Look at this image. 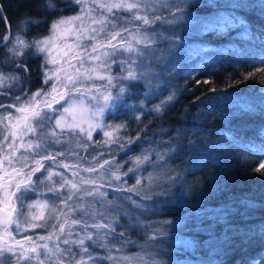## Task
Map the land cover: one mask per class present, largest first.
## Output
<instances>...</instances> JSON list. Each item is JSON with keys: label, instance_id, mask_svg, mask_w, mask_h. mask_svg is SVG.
Listing matches in <instances>:
<instances>
[{"label": "trees", "instance_id": "trees-1", "mask_svg": "<svg viewBox=\"0 0 264 264\" xmlns=\"http://www.w3.org/2000/svg\"><path fill=\"white\" fill-rule=\"evenodd\" d=\"M231 2L215 0L213 7L209 0H187L184 10L190 16L182 20L180 9L173 5H184L185 0H177L161 15L176 22L155 23L147 30L159 35L152 46L156 55L148 61L154 80L162 97L173 98L163 102L156 95L146 103L149 111L139 115L138 109L121 110L118 118L125 125V139L105 158L115 157L125 169L130 166V158L123 157L127 152L151 150V161L163 152L157 159L163 173L154 191L134 199L145 200L147 211L125 206L128 215L113 226L115 233L105 234L111 245H92L97 250L131 258L148 254L155 264H264V168H260L264 164V64L260 63L264 59V0H236L239 7L235 9L228 7ZM0 3L12 32L24 19L45 22L29 29L30 40L47 36L56 20L81 10V5H68L67 0H51L59 9L55 13L45 11L49 0ZM191 18L197 24L190 23ZM202 21L218 23L221 30L203 32ZM136 27L145 30L143 25ZM4 33L0 22V36ZM246 34L256 39L249 41ZM5 55L6 49L0 47V67ZM41 57H28L30 79L25 83L20 78L28 95L46 87L40 74ZM123 84L136 94L135 99L147 89L138 80ZM52 156L38 160L73 175L76 164L66 161L62 152ZM32 236L14 237L22 245L0 241V247L12 249L1 264H43L37 252L40 241ZM33 243L35 252L30 250Z\"/></svg>", "mask_w": 264, "mask_h": 264}, {"label": "rangeland", "instance_id": "rangeland-1", "mask_svg": "<svg viewBox=\"0 0 264 264\" xmlns=\"http://www.w3.org/2000/svg\"><path fill=\"white\" fill-rule=\"evenodd\" d=\"M174 1L177 0H84V4L87 7L83 11L80 10L75 15L60 18L81 17L80 20H73L72 24L63 26V29L70 28L72 31L66 32L64 36L55 41L58 47L53 48L50 59H54L56 62L48 64L49 69L53 70L51 73L52 79L49 80L48 85L42 83L43 86H46L43 89L48 90L49 86L56 82L57 78L66 83V74L76 76V86H80L81 92L84 94L72 92L68 99L73 95L77 96L84 101L86 106L92 107L93 110V106L96 105L97 101L92 100L91 96L96 95L99 98L100 93L110 91L112 99L109 101V106L103 116V122L106 125H124L118 118V114L122 113L123 109H133L130 105L139 104L141 100L143 101V109L136 115L149 111L146 103L156 95L160 96V101L165 102L169 96L162 97L160 94L156 80H154V68L148 62L156 55V50L152 46L158 41L159 35H156L155 31L148 32L147 30H151L150 27L155 23L174 24L176 22L171 18L163 19L161 17L163 11H170L168 7ZM114 3L135 4L136 7L132 9L113 8L109 11L107 5ZM136 16L148 19L149 23L144 24L142 19H135ZM184 18L182 20H185ZM139 24L143 25L145 30H137L136 26ZM81 25L83 30H80ZM100 29H103V31H100ZM76 31H79V40L77 35L72 34ZM117 32L119 35H116L115 39L110 40L109 34L115 35ZM50 35H52V30L47 36L36 39L47 38ZM133 36L136 39H133ZM145 37H147L146 43ZM66 45H72L74 50H70ZM76 45H79V47H76ZM112 45H115L119 50L115 51ZM128 45L136 48L138 52H127L125 49ZM93 46H96V51L94 52L92 51ZM114 51L115 55H111ZM76 53H80V58L73 59L72 57ZM103 53H109L110 55L105 56ZM138 53H143V55H138ZM33 54L44 55L36 53L35 50H33ZM25 55H27V50H25ZM97 56L99 59H95ZM129 56L136 58L137 61L136 64L132 65L137 76L135 80L145 83L144 79L140 78L141 69L138 67L143 62L147 77L150 80V87L147 86L145 90L148 91L146 97L141 93V97L135 99L134 96L136 94H133V92L126 90L122 96L118 92V87L124 86V81L131 80L121 81L117 79L127 76L126 69L130 63L128 61ZM121 61H124V63H121ZM3 63L4 65L0 67L2 69L0 75L7 76L12 72V69L7 66L9 63L7 54ZM77 69H79V73ZM85 72L92 78L88 79L84 75ZM100 77L104 78L100 79ZM109 77L112 78L116 87L108 86ZM11 85L10 82L0 85V104L4 105V107H0V113L10 114L11 116V119L5 118L0 122V146H2L0 148V160H3L4 155L15 151L11 159L13 165L19 168L20 164L17 163V160L27 157L29 167L23 168L25 173L30 171V167H35L32 163L33 156H35V159H41L45 154L52 156L62 152L66 161L76 164L75 168L71 169L74 176L54 165L41 164L43 167H41L40 171L32 175L35 190L28 192L23 202L25 206L32 205V207H22L21 203L16 201L15 197H12L16 209L13 216L15 217L23 212L28 215L30 221V223H25L23 217H21L19 230L13 224L10 229L13 237L34 235L32 237L40 241L37 252L42 256L43 264H106L107 262H109L108 264H155L151 255L148 254L137 258H131L130 256L119 257L115 255V251L109 249L97 250L92 245H102L103 243L111 245L110 238H106L105 234L110 231V227L113 228L116 223H120L119 218L121 216L124 214L128 215L124 211L125 206L133 208L138 206L147 211L148 206L145 204V200L140 199L141 202L139 203V201L137 202L134 199L155 190L154 186L159 180V175L163 173L157 167L159 161L157 159H159V156L160 158L164 156L163 152L159 153L155 161H151V150L140 152L139 154H129L130 152H127L128 156L123 157L124 159L130 158V166L122 169L120 166L121 162H116L115 157H105L108 153L113 152L119 146V143L124 141L123 132L125 127L119 130L93 127L90 129L91 138H89L88 123L81 121L79 117L74 121L68 114H65V119L61 122L60 127L55 126L54 120L45 127H40L38 126V119L30 118L28 121L22 119L23 115L30 116V113L21 114L16 111V107L10 106L14 97L10 95L11 91H7L10 90ZM68 87L72 88L73 86L68 85ZM41 89L42 87L38 90ZM35 92L29 94V96ZM116 97L121 98L117 99ZM127 97L132 98L127 101ZM40 99V97H36L37 101ZM100 103H104L102 98ZM61 105L67 106L66 100L54 105V108L61 109ZM40 107L45 112H48L49 115H55L45 108L43 104ZM26 124H31L32 131L27 130ZM81 128L84 131H81ZM105 130L113 132L111 138L103 135ZM13 133H15V136ZM25 137L29 139L22 142ZM13 140H15L14 144H12ZM112 140L117 142L112 143ZM9 144H12V148L8 147ZM37 144H39V147H37ZM26 145H28V148ZM128 149L124 150L125 153ZM37 153H40V155H36ZM144 156H147L148 160L136 165V160L140 159L143 161ZM129 168L133 170L128 171ZM6 172L10 173L11 168L8 166V162L4 160L3 163H0V177L6 176L11 179L10 175L5 174ZM117 175L120 177L119 180L115 178ZM41 176L45 178L44 183L37 182V178ZM128 177H131L130 179L132 180L128 179ZM20 178L16 176L15 180ZM161 179L164 180V177H161ZM14 183L15 181H13ZM5 187L6 180L0 184V189ZM21 187L23 188V185ZM49 188H53L58 195L54 196L53 192L49 191ZM88 192L92 194L88 195ZM119 192L122 197H119ZM21 194V192H17L16 196ZM69 196L71 198L67 199ZM2 200L3 191H0V201ZM0 207L5 208L3 203H0ZM6 210L8 211L9 209ZM85 222L87 227H85ZM95 224H101L104 227L98 229L94 226ZM61 226H63V231L60 230ZM87 234H92V240L85 239L84 244L80 245V238ZM97 234L103 236V240L97 239ZM49 235H51V239L39 240L40 236L47 237ZM66 238L71 243L64 244L63 241ZM5 239L12 241L7 237ZM93 240L96 241L95 244H93ZM45 244L48 245L47 249L42 247ZM69 248L74 255H70L66 251ZM82 248H87L88 252H83ZM8 253L7 248L3 249L0 247V264Z\"/></svg>", "mask_w": 264, "mask_h": 264}, {"label": "snow or ice", "instance_id": "snow-or-ice-1", "mask_svg": "<svg viewBox=\"0 0 264 264\" xmlns=\"http://www.w3.org/2000/svg\"><path fill=\"white\" fill-rule=\"evenodd\" d=\"M209 3L211 6L216 7L215 0H209ZM68 5L76 4L81 5V10L83 11L84 8L87 7V5L84 4V0H67ZM103 7V5H101ZM136 7L135 4H121V3H114L107 5V8L109 11L113 8H127L132 9ZM173 7H176L180 9L181 11V19H183L185 16H190V12L185 11L184 9L187 7V0H185L184 5H173ZM230 8H238L239 4L236 2V0H232V2L228 5ZM45 11H50L52 13H55L59 11V9L56 7V5L51 3V0H49V3L47 7L45 8ZM81 17H73V18H67V19H60L57 20L55 23L51 24V30L52 35H50L47 38L43 39H27V37L30 35L29 29L36 27L39 28V26L44 21L34 20V19H24L22 22L17 23L16 25V31L12 32L11 27L8 24V18L5 14V7L2 3H0V22L4 23L5 26V33L4 35L0 36V47L5 48L7 50V55L9 57V63L8 67L12 69V72H10L7 76L0 75V85L5 84L6 82H10L11 84H15L16 87H10V91L12 92L14 99L13 103L10 105L11 107H16V111L24 114V113H30L29 115H23L22 119L25 121H28L30 118L38 119L40 127H45L46 125L50 124L53 120L55 121V126L60 127L61 122L65 119V114H68L72 117V119L75 121L77 117L83 122L88 123V137L91 138V132L90 129L93 127H103V128H113L114 130H119L122 127H125V125H106L103 122V116L104 112L106 111L107 107L109 106V101L112 99V93L106 92V93H100V97L98 98L96 95L91 96L92 100H96L97 103L94 107V110L92 107H88L85 105L83 100H80L77 96H71L70 99H68V96L72 93H80L83 95L84 93L81 92V87L76 86V76L67 75L65 77L66 83L62 82L59 78H57L56 82L51 84L49 86L48 90H44L43 88L41 90H38L37 92L33 93L31 96L27 94V89L23 88L20 84V78L23 76V80L26 83L30 77L28 75V64L27 59L28 57L33 55V50H35L36 53H42L44 54L41 59L43 60V63L41 64L40 74L43 77L42 83L45 85H48L49 80L52 79V71L48 68L49 63H55L56 61L54 59H50L52 56V51L54 47H58V45L55 44V41L62 36L66 34V32L72 31V29H63V26L72 24L73 20H80ZM135 19L143 21L144 24H148L149 21L146 18H142L139 16H136ZM190 23L193 25L197 24V21L195 18H191ZM202 24V31L208 32V31H216L221 30L220 25L218 23H210L207 21L200 22ZM63 29V30H62ZM80 30H83V26H80ZM95 31V29H93ZM100 31H103V29H100ZM72 34L77 35V39H80L79 31L73 32ZM110 40L115 39L116 35H119V33H115V35L109 34ZM133 39H136L135 36L132 37ZM247 40L251 41L253 39H256V37H253L250 34H246L245 37ZM123 39V38H122ZM177 39H179L177 37ZM145 43L147 42V37L144 38ZM70 50H74L72 45H66ZM76 47H79V45H76ZM113 49L115 51H118L117 47L115 45H112ZM25 50H27V56L25 55ZM129 53L138 52V50L131 45H128L125 49ZM92 51H96V46H93ZM115 51L111 53V55H115ZM67 55V53H65ZM105 56H109V53H103ZM138 55H143V53H138ZM73 59L80 58V53H76L75 56L72 57ZM95 59H99V57H95ZM129 67L126 69L127 76H122L117 78L118 80H135L137 79V76L135 74V69L132 68L133 64H136V58L129 56L128 57ZM115 62V61H112ZM121 63H124V61H121ZM260 63L264 64V59L260 61ZM138 67L141 69V79H144L145 85L150 87V80L147 77V73L145 70V67L143 65V62H141ZM0 72H2V69H0ZM77 72L79 73V69H77ZM84 75L91 79V76L87 75V72L84 73ZM104 77H100V79H103ZM68 85H72V88H69ZM108 86L109 87H116V85L113 84V80L111 77L108 78ZM133 87H138V85H133ZM61 89H63L61 91ZM99 91V89H97ZM118 92L121 94V96L126 92V88L124 86L118 87ZM17 93H19L17 95ZM143 95L146 97L148 95V91H144ZM36 97H40L41 99L39 101L36 100ZM103 99L104 103H100V99ZM117 99L121 97H116ZM130 99L132 97H129ZM173 97L169 96V100H171ZM62 100H66L67 106L61 105V109H55L54 105L60 104ZM43 104L45 108L53 112L55 115H49L48 112H45L40 105ZM0 107H4L3 104H0ZM133 109L142 110L143 109V101L141 100L139 104L130 105ZM156 111H159V107L156 108ZM11 119L10 114H3L0 113V122L3 121V119ZM25 127L28 131H32L31 124H26ZM81 131H84L83 128H81ZM15 136V133H13ZM54 135V133H53ZM104 136L112 137L113 132L105 130L103 132ZM5 139H7L5 137ZM116 140H112V143H116ZM15 143V140H13L12 144ZM31 143V142H29ZM191 143V142H190ZM12 144H9L8 147L12 148ZM23 146V145H21ZM37 147H39V144H37ZM120 147H123V144L120 145ZM2 148V146H0ZM46 152V150H45ZM15 154V151L12 153L6 154L3 157V160H0V163H3L4 160L8 162V166L11 168V172H6V175H10L11 179L6 181V187L3 189H0V191H3V200L0 201V203H3L4 207L6 209H9L3 216H0V241L3 242L4 245H9V239H5V237L10 238L12 241H14L17 245H22V241L15 240V238L12 235V232L10 229L12 228V225L15 224L17 230L20 229V219L23 217L25 223H30L28 215L24 214L23 212L17 214L15 217L13 216V213H15L16 209L14 206V201L12 200V197H15L16 201H19L22 205V207H32V205H24V199L25 195L28 192L35 190V184H33L32 181V175L40 171L41 165L40 160L35 159V156L32 157V163L35 165V167H30V171L28 173L23 172V168L29 167L27 163V157H23L19 160H17V163L20 164V167L17 168L13 165V161L11 159V156ZM36 155H40V153H37ZM43 159H54L53 156L50 154H45L42 157ZM148 157L144 156L143 161L140 159L136 160V165H139L143 163L144 161H147ZM260 168H264V164L260 165ZM132 168H129L128 171H132ZM115 175V174H114ZM19 176L21 177L19 180H15V177ZM117 180L120 179V177L117 175L115 176ZM13 181L15 183L13 184ZM38 183H44L45 178L43 176L37 178ZM23 185V188L21 187ZM75 187V185H73ZM49 191L53 192V195L56 196L58 193L54 191L53 188H49ZM17 192H21L22 194L20 196H16ZM91 192H88V195H91ZM103 195V194H102ZM71 197H67V199H70ZM39 203V202H38ZM43 218V217H41ZM96 228H103L104 225L101 224H95ZM85 227H87V223L85 222ZM110 227V226H109ZM61 231H63V226H61ZM110 230L115 233V229L110 227ZM123 233L117 234V236H122ZM28 241H32V237L26 238ZM51 239V235L49 236H40L39 240H47ZM85 239L92 240V234H87L84 237H81L79 240L80 245L84 244ZM97 239L103 240V236L97 234ZM117 242L119 240L117 239ZM64 244H69L71 241L69 239H64ZM96 241L93 240V244H95ZM45 249L48 248V245H42ZM37 248V245L33 243V246L31 247V251L35 252ZM11 246L8 247V251H11ZM83 252H88L87 248L81 249ZM70 255H74L72 253V250L69 248L66 250ZM159 254V253H158ZM90 255V254H89ZM254 264H258V262H254Z\"/></svg>", "mask_w": 264, "mask_h": 264}, {"label": "water", "instance_id": "water-1", "mask_svg": "<svg viewBox=\"0 0 264 264\" xmlns=\"http://www.w3.org/2000/svg\"><path fill=\"white\" fill-rule=\"evenodd\" d=\"M7 212L5 208L0 207V214L3 216Z\"/></svg>", "mask_w": 264, "mask_h": 264}, {"label": "flooded vegetation", "instance_id": "flooded-vegetation-1", "mask_svg": "<svg viewBox=\"0 0 264 264\" xmlns=\"http://www.w3.org/2000/svg\"><path fill=\"white\" fill-rule=\"evenodd\" d=\"M4 181H5L4 177H0V184L3 183ZM0 216L2 215L0 214Z\"/></svg>", "mask_w": 264, "mask_h": 264}]
</instances>
